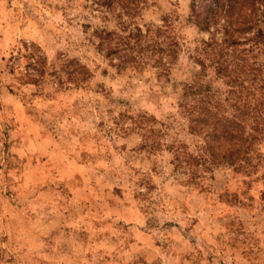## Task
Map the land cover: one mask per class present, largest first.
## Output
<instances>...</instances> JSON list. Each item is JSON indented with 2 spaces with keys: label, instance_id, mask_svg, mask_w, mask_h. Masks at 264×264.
Listing matches in <instances>:
<instances>
[{
  "label": "rangeland",
  "instance_id": "obj_1",
  "mask_svg": "<svg viewBox=\"0 0 264 264\" xmlns=\"http://www.w3.org/2000/svg\"><path fill=\"white\" fill-rule=\"evenodd\" d=\"M191 2L142 1L137 25L168 20L180 42L162 73L97 51L94 30L119 28L91 0H0V264H264V162L203 188L172 164L196 146L179 102L210 37Z\"/></svg>",
  "mask_w": 264,
  "mask_h": 264
},
{
  "label": "trees",
  "instance_id": "obj_2",
  "mask_svg": "<svg viewBox=\"0 0 264 264\" xmlns=\"http://www.w3.org/2000/svg\"><path fill=\"white\" fill-rule=\"evenodd\" d=\"M143 0H91L94 11L117 18L119 30H94L96 49L117 70L140 69L153 62L162 73L178 59L180 42L164 25L143 29L135 20ZM190 21L210 35L194 60L199 74L184 85L179 108L196 139L195 149L174 144V169L186 182L203 188L220 168L251 175L264 162V0H192ZM70 72L79 83L83 70ZM208 79V81H206ZM146 139L161 132L157 120L139 117ZM158 142H154L156 146Z\"/></svg>",
  "mask_w": 264,
  "mask_h": 264
}]
</instances>
